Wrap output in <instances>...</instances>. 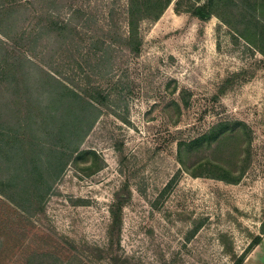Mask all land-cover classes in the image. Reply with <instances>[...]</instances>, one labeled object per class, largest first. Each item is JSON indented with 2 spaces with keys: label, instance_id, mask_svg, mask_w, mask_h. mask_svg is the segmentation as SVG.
<instances>
[{
  "label": "rangeland",
  "instance_id": "374dc122",
  "mask_svg": "<svg viewBox=\"0 0 264 264\" xmlns=\"http://www.w3.org/2000/svg\"><path fill=\"white\" fill-rule=\"evenodd\" d=\"M39 12L22 28L2 20L7 58L25 54L20 30ZM145 13L140 53L117 60L110 83L96 79L111 106L49 189L3 184L8 171L30 174L27 141L0 153V264H264V0H171ZM208 160L235 181L206 177Z\"/></svg>",
  "mask_w": 264,
  "mask_h": 264
},
{
  "label": "trees",
  "instance_id": "16d2710c",
  "mask_svg": "<svg viewBox=\"0 0 264 264\" xmlns=\"http://www.w3.org/2000/svg\"><path fill=\"white\" fill-rule=\"evenodd\" d=\"M82 1L81 5H67L65 0L0 2V23L8 20L4 24L14 29L19 24L22 28L31 11H40L38 16H33L34 27L20 30L17 44L25 54L7 58V50L3 48L6 42L0 38V153H12L13 144L25 141L31 155L36 153L30 174L25 178L21 173L8 171L3 183L8 188L25 184L23 179L33 180L41 192L51 187L63 170V159L78 151L103 108L111 106L110 89L102 88L96 79L110 83L116 61L123 60L125 53L132 56L140 53L143 42L140 24L148 20L145 9L155 5L164 7L171 0H126L121 8L117 7V0H111L91 11L86 5L89 0ZM99 22L101 27H94ZM260 51L264 55V50ZM193 144H179L178 157L182 164V146ZM21 152L15 160L24 159L25 152ZM199 167L204 168L206 177L227 183L235 181L227 168L213 161ZM191 173L195 177L203 175ZM17 205L24 208L19 201ZM260 241L261 236H256L253 245Z\"/></svg>",
  "mask_w": 264,
  "mask_h": 264
}]
</instances>
